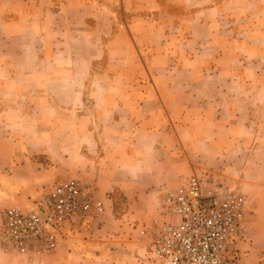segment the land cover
Instances as JSON below:
<instances>
[{"label": "crops", "instance_id": "crops-1", "mask_svg": "<svg viewBox=\"0 0 264 264\" xmlns=\"http://www.w3.org/2000/svg\"><path fill=\"white\" fill-rule=\"evenodd\" d=\"M194 172L245 193L243 255L264 262V0H0L1 197L80 177L105 203L55 252L0 264H157L132 226Z\"/></svg>", "mask_w": 264, "mask_h": 264}, {"label": "built area", "instance_id": "built-area-1", "mask_svg": "<svg viewBox=\"0 0 264 264\" xmlns=\"http://www.w3.org/2000/svg\"><path fill=\"white\" fill-rule=\"evenodd\" d=\"M161 216L133 228L145 256L157 264H264L243 255L248 200L243 191L194 172L162 192ZM105 212L95 188L79 177L58 182L27 208L0 215V245L7 253L39 258L55 252L66 226Z\"/></svg>", "mask_w": 264, "mask_h": 264}, {"label": "rangeland", "instance_id": "rangeland-1", "mask_svg": "<svg viewBox=\"0 0 264 264\" xmlns=\"http://www.w3.org/2000/svg\"><path fill=\"white\" fill-rule=\"evenodd\" d=\"M97 9V11H98V14H99V22L97 23V22H95V20L96 19H94V23L96 24V25H98V26H100V28H99V32L98 33H101V31H103L104 30V28H105V25H106V23L105 22H103V20L101 19L102 17H104L106 14H105V8H101V7H98V8H96ZM93 11H94V13H95V9H93ZM116 11H119V14H120V9L119 8H117V10ZM87 15H88V12H87ZM83 16H86L85 14L83 15ZM90 16H87V23L85 24V29H89V24L91 23V21H90V18H89ZM92 19H93V17H91ZM94 23H91V25H95ZM116 25H117V21H115V25H114V27H116ZM104 32H105V30H104ZM106 41H107V38H106V36L104 35L103 36V38L101 39V38H98V40H97V42H94V43H97V45H98V49H99V51H100V49H101V47H105V43H106ZM87 46H89V45H87ZM52 137V136H51ZM51 139V138H50ZM52 141V140H51ZM32 158L33 159H37V160H43V155H41V154H33V156H32ZM2 170H3V168H1ZM80 178V177H79ZM180 184V183H179ZM178 184V185H179ZM178 185H176V186H178ZM176 186H172V187H176ZM166 188L167 187H165V188H163L164 190L163 191H165L166 190ZM1 196H6L4 193H0V215H1V213L3 212V210L5 209V208H7L8 206H11V205H15L14 203H12V204H9V200H7V199H4V198H2ZM110 198V197H109ZM39 200H36V201H34V203L32 204V205H34L36 202H38ZM152 202H153V200H150V199H148V200H145V201H143V203H141L140 204V206H139V208L138 209H140V210H144V209H148V208H150L151 207V204H152ZM124 203V201H122V200H119L118 201V205L116 204V212H117V215L116 216H118V217H120L121 216V214L125 211V204H123ZM20 207V206H19ZM23 209V208H22ZM248 210H249V208H248ZM159 216H161L160 215V213H158L157 214V216L156 217H159ZM153 217V216H152ZM151 217V218H152ZM248 218V217H247ZM153 219V218H152ZM152 219L150 220V221H146V220H143V221H141V224H143V223H145V222H151L152 221ZM247 221H248V219H247ZM131 231H129V233H130ZM131 237V236H130ZM132 239V238H131ZM0 249L2 250V252L4 251L2 248H1V245H0ZM5 252V251H4ZM6 254H7V252H5ZM28 257V256H27ZM245 258L246 259H248L247 258V256L245 255Z\"/></svg>", "mask_w": 264, "mask_h": 264}, {"label": "trees", "instance_id": "trees-1", "mask_svg": "<svg viewBox=\"0 0 264 264\" xmlns=\"http://www.w3.org/2000/svg\"><path fill=\"white\" fill-rule=\"evenodd\" d=\"M110 196H111V198H112L113 201H114V205H115V207H114V213H115V215H117V212H116V204L118 205V201H119V200L124 201L123 204H125V209H126V200H125V198L123 197V195H121L120 192H117V191L112 192ZM125 211H126V210H125ZM125 211L121 214V216L125 213Z\"/></svg>", "mask_w": 264, "mask_h": 264}]
</instances>
